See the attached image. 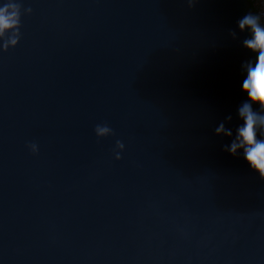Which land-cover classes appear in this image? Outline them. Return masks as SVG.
<instances>
[{"label":"water","instance_id":"obj_1","mask_svg":"<svg viewBox=\"0 0 264 264\" xmlns=\"http://www.w3.org/2000/svg\"><path fill=\"white\" fill-rule=\"evenodd\" d=\"M14 2L0 264H264V180L214 132L246 98L255 54L228 31L249 1ZM104 124L114 134L97 137Z\"/></svg>","mask_w":264,"mask_h":264},{"label":"clouds","instance_id":"obj_2","mask_svg":"<svg viewBox=\"0 0 264 264\" xmlns=\"http://www.w3.org/2000/svg\"><path fill=\"white\" fill-rule=\"evenodd\" d=\"M189 9L195 8L200 0H184ZM252 8L237 19L235 29H229L228 35L233 39H240V33H247L241 40V46L255 54L242 62L241 71L245 77L241 84V91L246 98L237 105L236 119L239 121L235 128L226 126L233 120L231 114L221 121L214 132L217 136L230 138V142L223 145V150L233 157H242L249 168L261 180H264V0H251ZM10 8L15 11H8ZM31 13L29 7L24 10ZM21 4L14 0H4L0 4V38H5L3 51L11 44L15 47L21 39ZM97 137L113 135V129L107 124L95 127ZM33 153L38 152L35 143L29 144ZM125 145L117 140L114 154L121 159V152Z\"/></svg>","mask_w":264,"mask_h":264},{"label":"built area","instance_id":"obj_3","mask_svg":"<svg viewBox=\"0 0 264 264\" xmlns=\"http://www.w3.org/2000/svg\"><path fill=\"white\" fill-rule=\"evenodd\" d=\"M248 1H249V4H250V7L252 8L253 5H252V3H251V0H248Z\"/></svg>","mask_w":264,"mask_h":264}]
</instances>
